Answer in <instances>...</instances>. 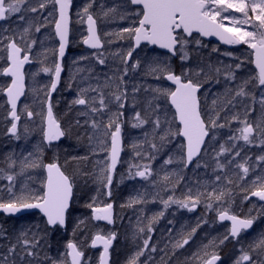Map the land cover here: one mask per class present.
Listing matches in <instances>:
<instances>
[{"label":"snow or ice","instance_id":"1","mask_svg":"<svg viewBox=\"0 0 264 264\" xmlns=\"http://www.w3.org/2000/svg\"><path fill=\"white\" fill-rule=\"evenodd\" d=\"M72 2L73 0H38L37 6H32L30 0H0V21L11 19L15 14H19V20H25L24 13H36L38 10L45 9L48 3L58 6L54 9L58 11V19L55 20V35L59 38L58 54L62 58L68 44L69 10ZM93 3L94 0H91L83 8V15L86 16L88 24V36L83 42L92 49H101L104 45L97 31V20L90 12ZM121 8L120 19H128L130 25L122 28L121 32L116 35L124 38L126 33L127 38L134 43L129 46L126 53L117 52L115 54L120 57L124 65L122 69L117 70L120 75L116 76L118 81L116 89L106 95L99 85L81 87L69 106V110L73 106H84V110L80 111L78 115L89 118L83 124L79 119H76L74 123L77 127L88 125L92 129L91 134L88 135L89 144L91 146L92 141L96 140L99 145V147H92V154L95 155L98 151L107 153L103 161H97L101 166L99 171L94 174V182L97 184L96 194L84 205L91 210V216L78 219L73 229L74 233L77 230H86L90 221H103L108 225L115 223L114 205L108 201L111 200L113 194L114 174L120 161L124 123L122 118L125 116L124 109L128 103V90L126 87L122 88L121 85L126 83L124 78L130 71L134 72L140 67L139 59H135L131 64L129 61L133 60V53L142 43L166 50L163 59L153 58V61L147 65L145 74L152 75L157 80L169 81L175 87L173 89L161 85L151 88L150 91L154 95L148 101L144 115L140 111H135L136 104L133 101L134 115L132 119L135 122L132 123V127L142 128L151 123L153 138L158 137L161 143L158 146L155 142L150 141L149 145L157 152L164 147L165 143L170 142L171 137L181 136L184 138L186 141V144L182 145V148L185 149L184 153L175 161L169 156L165 160V164L176 163L181 170L186 169L202 153L209 155V149H211L215 165L213 171L218 173L215 175V181L219 182L222 179L219 173L224 172L226 167L234 162L235 157L240 156L238 150L233 153L235 144L226 147L225 144L217 142V130L225 127L230 128L232 122H237L242 126L234 130V134L228 137L229 141L242 140L246 145H251L259 138V144L264 146V0H124ZM115 12H117V8H109L103 12V16L107 17L109 13ZM236 13L240 15H234ZM49 15L52 13L49 12ZM77 15L81 14L78 12ZM225 21H228V24ZM31 27L32 24L29 22V26L25 27L23 32L27 34ZM35 31L39 32L40 26H37ZM194 33L199 34V37L215 36L227 45L245 44L255 54L254 63L258 69L256 76L233 84L232 82L237 80L236 73L232 70L233 66H227L228 71L224 73V91L213 97L211 107L207 104L208 93H204L205 103L202 108L201 89L207 83L220 84L221 69L214 67L211 63H204L200 58H197L195 66L189 63L193 60L194 55L198 56V48L202 44V41ZM105 35L111 34L105 33ZM20 39H23V36ZM35 43L36 41L33 40L32 45ZM32 45L21 47L15 38H10L6 45L8 66L2 69V74L10 76L11 83L6 88L0 87V92L6 95V102L9 106L6 119L10 120V127L7 128V134L16 139H20L19 122L21 121V114L18 113V101L25 94L24 65L30 62L28 53H30ZM193 45L196 47H190ZM216 50L213 49V51ZM22 53L24 54L22 55ZM225 55L231 56L232 53H225ZM96 58L100 65L106 63L103 53L98 54ZM172 58L179 62V71L173 66ZM241 66L242 62L235 64L234 68L240 69ZM41 71L51 73L53 76L45 97L41 101L46 105V114L43 111L28 110L27 105L24 106V112L28 120H32L34 116L41 117L40 130L43 147L37 149L38 155L29 152L20 159L18 171H13L17 167V160L11 156L6 158L7 169L0 168V179H6L8 183L6 186L0 187V192L6 191L8 199L5 201L0 196V212L14 216L22 210H38L44 217V227L42 234L40 231L33 232L31 228L21 231L16 237V242L10 243L5 252H0V264H89L91 258H85L83 248L72 240H69L64 246L65 252L56 258H53L46 250L52 246L48 243L47 237L59 229L67 227L73 202L74 179L62 170V166L58 162V153L55 151L59 147L55 142L60 141L71 131V127L67 131L61 127L53 112L52 93L57 90L60 82L62 66L56 62L53 67H43ZM250 85L252 88L259 89L258 99L256 93L249 90ZM104 87H108V84L105 83ZM139 91V87H133V96ZM90 93H96V95H90ZM161 100L165 103L162 104ZM112 104H115L114 111L110 108ZM168 104L175 110L172 121L168 119L166 110ZM257 104L260 115L255 121L250 122L248 117L256 111ZM237 108L243 110V119L240 118L238 112L233 111ZM105 112H111V114L108 116L107 122L103 123L97 117H102ZM161 112H163V120ZM173 121L179 122V127L175 130L171 126ZM164 125L167 127H163ZM24 132H28L27 126L24 127ZM144 134L148 135L147 132ZM213 142L218 143V148ZM44 147L54 150L51 162L44 163L43 161ZM136 147L133 145L134 149ZM136 155L140 156L141 154L137 151ZM73 159H87V157H73ZM148 159H155V155H149ZM257 160L264 162V155H259ZM247 164V159L243 163H236V168L240 170L237 180L245 181L247 179L250 172V167L246 166ZM201 166L208 167L207 164L201 165L200 161L196 160V167ZM134 167L137 170L135 173L130 170L129 178L139 177L148 180L153 176L150 164L144 165L143 170L140 165ZM37 169H42L46 173L43 179L29 174ZM172 175L177 176V183L183 178L179 172H172L166 173L162 178L163 181L168 182ZM19 177H26V180L17 190L16 185ZM224 179L228 184L233 183L227 176H224ZM29 181L33 184L38 181L40 188L31 187ZM249 183L251 190L244 189L246 192L244 199L250 200L251 197H256L258 201L264 202V168H262L261 174L256 175ZM226 195H230V190L218 192L216 188H213L209 192L198 193L194 196L189 189L183 199H175L169 195L167 199L161 198V203L165 210L172 204H176L181 208L193 211L201 203L203 196L207 201L206 209L211 210L213 202H222ZM101 197H107L108 200H103ZM139 203H146V200L137 196L131 198L127 206ZM253 208H256L255 204H253ZM251 212L252 209H249V214L241 217L231 214L227 208L217 211L219 221H228L230 226L226 228L218 242L214 240L210 244H215L218 248L226 241H235L240 245L239 255L234 259L233 264H264V231L256 234L246 245L242 243V234L252 229L254 222L264 216V204L260 205L256 215H251ZM163 216L164 211H160L150 218L147 225L138 226L137 231L152 233L154 222ZM204 222L206 223V221ZM35 227L39 229L40 226L36 225ZM199 227L200 223L198 222L186 236L177 240L173 244L171 255L174 256L175 250L188 245ZM0 235H3L2 227H0ZM87 238L86 235L85 239ZM117 239L118 235L115 231L110 230L104 233L100 230L91 236V243L87 246L91 248L102 246L99 264H109L110 250ZM150 240L151 235H148L143 240L142 247L129 258L127 264H138L139 258L144 255L145 250L150 253L157 251L154 245L149 246ZM41 241H44V244ZM208 246H204L203 255L199 252L193 254L196 264H218V262L222 264L220 254L217 251L208 252L206 250ZM149 259L152 257L149 256Z\"/></svg>","mask_w":264,"mask_h":264},{"label":"trees","instance_id":"2","mask_svg":"<svg viewBox=\"0 0 264 264\" xmlns=\"http://www.w3.org/2000/svg\"><path fill=\"white\" fill-rule=\"evenodd\" d=\"M37 2L38 0H30L32 6H37ZM90 2L91 0L74 1L71 13L69 57L64 62V77L60 90L53 99L54 114L61 123V127L66 131L71 127L70 133L66 135L65 142L61 143L55 151L58 153V162L62 166V170L74 179V197L67 227L65 231L59 229V231L47 237L48 243L52 245L50 248L46 249L47 252L53 258H56L65 252L66 249L64 246L69 240H72L83 248L85 258H91L89 264H98L99 253L92 251L90 247L87 246L91 243V236L100 230L104 233L114 230L118 235V239L111 252L110 264H127L129 258L135 255L142 247L143 240L147 238L148 235H151L152 240L150 247L154 245L157 251L154 252V257L150 260L145 257L144 253V255L139 258L138 264H196L193 254L199 252L203 255L205 245H209L206 249L208 252L217 251L220 254L222 257V264H233L234 259L239 255L238 250L240 245L236 244L235 241H226L225 244L220 245L218 248L215 244H210V242L214 240L218 242V239L223 236L227 228V226H218L216 224L217 211L227 208L231 214L244 217L249 214V209H252L251 215L257 214L260 204L253 200H245L244 196L246 192L244 189L248 188L251 190L249 182L254 179L256 175L261 174L262 168H264V162L257 160L259 155H264V146L259 144V138L251 145H246L242 140L229 141L228 137L234 134L236 128L241 127L239 123L232 122L230 128L225 127L217 130V142L225 144L226 147L235 144L236 147L233 148V153L238 150L240 151V156L235 157L234 162L228 165L224 172L219 173L222 176L219 182L215 181V175L218 173L213 171L215 165L212 160L211 149H209V155L203 154L201 157L202 160H200L202 161L201 165L207 164L208 167L201 166L198 169L194 167L190 171H186L185 169L181 170L176 163L165 164V160H167L169 156L175 161L184 153V149L182 148L183 144L179 136L171 137L170 142L165 143L164 147L157 152L149 145L150 141L155 142L158 146L161 143L158 137L155 139L153 138L151 123L144 125L142 128L132 127V123L135 122L132 119L134 115V110L132 108L133 101H135L136 104L135 111H140L141 114L144 115L145 106L147 108L148 101L151 100L154 95L150 89L161 85L168 87L163 79L157 80L152 75L145 74L147 65L153 61L154 57H159L160 59L165 57L164 54L158 51H149L147 48H142L140 50V52L145 55L144 59L141 53H137L133 57L131 63H133L135 59H139L141 65L136 71H130L128 76L124 78L126 83L121 85L122 88L126 87L128 90V103L124 109L125 116L122 118L124 120L122 134L125 158L131 156L132 152H134L135 149L133 145L137 146L136 151L140 152L142 148L143 157L138 156L137 159L135 156H132V163L140 164L141 168L146 164H150L153 176L148 180L139 177L129 178V171L131 170L132 173L136 171L135 168H131L125 175L123 174V181L118 182L117 178L120 177L122 173L119 167L113 180V194L111 200L108 201L114 203L115 223L113 228L110 229L107 227L106 229L97 221H90L86 230H77L74 233L73 229L78 219L91 216V210L84 205L96 194L97 184L94 182V174L99 171L101 166L97 161H103L107 153L98 151L95 155L92 154V147H99L96 140L92 141L91 146L89 144L88 135L91 134L92 129L88 125L77 127L74 123L76 119H79L83 124L89 117L78 115V113L84 109V106H73L71 110H69L70 102L76 98L77 92L81 87H87L89 85L95 87L99 85L106 95L110 91L115 90L118 83L116 76L120 75V72L117 70L124 67L120 57L115 54L117 52L121 54L126 53L129 46L132 45V41L127 38L126 33L124 34V38H120L116 35L121 32L122 28L130 25L128 19H120L122 11L121 5H123L124 0H94L90 12L97 20L98 32L104 43V50L101 53H103L106 63L104 65L98 63L96 57L100 53H90L82 48V41L86 34L83 25L86 16L83 15V8ZM25 7H27V5H25ZM109 8H117V12L109 13L107 17L103 16V12L107 11ZM54 9V5L48 3L45 9L38 10L36 13H24L25 20H19L18 18L14 19L15 22L10 20L8 22L7 20L0 26V54L6 53V45L10 38H15L16 42L21 47L32 45V41H36V43L31 46L30 51L35 65L28 70L26 75L27 92L21 111L24 110L25 104L30 102V104L27 105L28 110L33 112H44V104H42L41 101L44 99L45 93L50 86V78L42 71L41 78L35 82L34 79L36 77L33 79V75H36L38 68L42 69L46 67L45 64L42 65V62L46 63L48 67H52L54 63H56L57 45L53 35V27L56 19V12ZM49 12H51L52 15H49ZM78 12L81 14L80 16L77 15ZM29 22H31L32 27L29 32L25 34L23 29L29 26ZM37 26H40L39 32L35 31ZM105 33H110L111 35L106 36ZM21 36H23V39H20ZM109 41H111V43H109ZM108 46L113 47V53L107 48ZM199 47L203 50L198 48V56L194 55L193 60L189 63L195 66L197 58H200L204 63H211L214 67H219L221 69L219 77L221 83H207L204 86V91L201 93L202 108L205 103L204 93H208L207 104L211 107V100L213 97L223 92L225 88V82L222 80V77L226 70L224 65L226 60H219L218 58V62L214 63V56L217 55L220 57L227 52L214 44L203 42ZM214 48L217 50L213 51ZM243 51L247 52L246 54L249 53L247 48L236 51L235 53ZM209 52H213L214 54L210 56ZM2 61L4 67L6 59ZM239 62L244 64L245 60L240 58ZM247 62L246 65H248L251 70L248 69L244 74H237V83L256 76L254 70H252V64H249L248 59ZM173 66L179 71V62L177 60H173ZM3 67L2 65L0 66V72ZM109 77H111V79H108ZM39 80L42 81V83H38ZM105 83L108 84V87H104ZM69 85H71V87H69ZM7 86L8 81L0 77V87L6 88ZM43 86H45L44 91L42 90ZM133 87L140 88V91L135 93V96H133L132 92ZM146 89L148 90L146 91ZM90 95H96V93H90ZM161 103L164 104L165 102L161 100ZM110 108L114 111L115 104L110 105ZM166 110L169 121H172L173 112L169 104ZM233 111L238 112L241 119L244 118V114L241 112L242 110L234 109ZM7 113L6 104L2 97V92H0V168L7 169L6 158L11 156L13 159L17 160V167L13 169V171H18L20 159L29 152L38 155L37 149L43 147V138L40 130L41 117H33L32 120L37 122L38 125L36 130L30 131L29 134H26L21 129V125L19 127L20 139H16L7 134V128L10 127V122L6 119ZM110 114L111 112H105L102 117H97V119L106 123ZM161 119H164L163 112H161ZM249 121L253 122L255 119H249ZM221 122H223V120H221ZM171 126L173 130L178 128L176 121H173ZM163 127H167V125ZM145 132L148 133L147 136H145ZM235 134L238 135V133ZM217 142L213 143H216L218 148ZM84 147H88V155L83 153ZM149 155H155V159H148ZM53 157L54 150L50 151L48 148L44 147V163L51 162ZM73 157H87V159H73ZM245 159L248 160L246 166L250 167V172L245 181H239L237 180V174L240 170L237 169L235 165L236 163H243ZM172 172H179L183 178L177 183V176L172 175L168 182L163 181V176L166 173ZM29 174L39 177V179L44 178L42 169L31 171ZM224 176L231 179L233 183L228 184ZM25 180L26 177L18 178L16 185L17 190H19L21 183ZM7 183L8 181L6 179H0V187L6 186ZM28 183L33 188H40L38 181L34 184L31 181ZM174 184L175 188L173 189ZM213 188H216L218 192L221 190L228 192L230 190V195H226L224 200L220 203L213 202V209L211 210L206 209L205 204L207 201L203 196L201 197V203L193 211L181 208L176 204H172L165 210L161 203V198L167 199L169 195H172L175 199H183L185 195L188 194L189 189H191L192 195L195 196L198 193L209 192ZM0 196L7 201L8 194L6 191L0 192ZM137 196L143 197L146 203H139L130 207L127 206L128 201ZM101 199L108 200L107 197H101ZM253 204L256 205V208H253ZM122 205L124 206L122 207ZM160 211H164V216L154 222V231L152 233H139L137 231L138 226L142 227L147 225L150 218ZM171 213L174 215H171ZM204 221H206V223ZM198 222L200 223V227L197 228L189 244L185 245L184 248L175 250L174 256L171 255L173 244L186 236ZM36 225L40 226L39 229L35 227ZM0 227L3 229V235H0V252H5L10 243L16 242V237L21 231L31 228L33 232L40 231L42 234L44 220L38 214H31L21 219H8L0 215ZM261 231H264V216H261L255 221V227L250 234L242 235V243L246 245L250 239ZM86 235L88 237L87 239H85ZM41 243L44 244V241H41ZM161 249H163V251H161ZM17 251L19 252L20 249L18 248Z\"/></svg>","mask_w":264,"mask_h":264},{"label":"water","instance_id":"3","mask_svg":"<svg viewBox=\"0 0 264 264\" xmlns=\"http://www.w3.org/2000/svg\"><path fill=\"white\" fill-rule=\"evenodd\" d=\"M74 1H75V0H73V2H72V6H71V8H70V10H69L70 23H69L68 44H67L66 49H65V55H64V57H62V58H60V57H59V54H58L59 38L55 35V23H54V27H53L54 36H55V39H56V42H57V46H58V47H57V54H56V62H58V63L61 64V66H62V72H61L60 82H59V84H58V86H57V90H56L54 93H52V102H53V98L55 97V95L57 94V92H58L59 89H60L61 80H62L63 75H64V67H63V66H64V62H65L66 58H67L68 55H69V49H70V33H71V13H72V8H73ZM54 6H55V5H54ZM56 7H58V6H55V8H56ZM56 19H58V11H56ZM5 22H6V20H5V21H0V26L3 25ZM84 27H85V33H86V37H85V39H86L87 36H88V24H87V18L84 19ZM97 31H98V27H97ZM98 34H99V32H98ZM194 35L197 36V37H199V34L194 33ZM199 38H200L202 41L209 42V43H214V44L219 45L220 47H222V48H224V49H227V50H237V49H241V48L243 47L242 44H237V45H227V44H224V43H222V42H221L217 37H215V36L199 37ZM83 41H84V40H83ZM101 41H102V40H101ZM102 43H103V42H102ZM133 43H134V42L132 41V44H133ZM103 45H104V44H103ZM143 47H147L149 50H156V51H159V52H161V53L166 54V50L160 49V48H158L157 46L146 45V44L142 43L141 46H140L139 48H137L136 51L133 53V56H134L137 52H139V50H140L141 48H143ZM82 48H83L84 50H86V51H89V52L95 53V52H101V51L103 50L104 46H103V48H101V49H92V48H90L88 45H86L84 42H82ZM250 52H251V54H252V67H253V70L255 71V73L257 74V73H258V69L256 68L255 63H254V61H255V54H254V51H253L252 49H250ZM23 54H24V53H22V55H23ZM173 59H175V58H173ZM29 60H30V62H29V63H26V64L24 65V74H26V70H27L29 67H32V66L34 65V62L32 61V58H31V55H30V54H29ZM6 61H7V60H6ZM129 63H130V61H129ZM7 66H8V61H7ZM7 66H6V67H7ZM1 77H2V78H5V79H7V80H9L10 83H11V77H10V76H5V75H3V74L1 73ZM52 78H53V76H52ZM164 82H165L169 87H172V88L174 89L175 86L172 85L171 82L166 81V80H164ZM10 83H9V84H10ZM203 90H204V88L201 89V93L203 92ZM26 92H27V87H26V75H25V94H24L23 96H21L20 100L18 101V110H19V107H20V105L22 104V102H23V100H24V98H25ZM201 93H200V94H201ZM3 97H4L5 101H7V97H6V95H5L4 93H3ZM6 105H7V102H6ZM7 107H8V109H9V106H8V105H7ZM169 107H170V109H171V110L173 111V113H174V111H175L174 108H172L170 104H169ZM53 112H54V110H53ZM45 114H46V105H45ZM54 115H55V114H54ZM9 121H10V120H9ZM19 123H20V122H19ZM176 124H177V126L179 127V122H178V121H176ZM179 138H180V140L183 142V144L185 145V144H186V141L184 140V138L181 137V136H179ZM63 139H64V138H62L60 141L55 142V143H57V144L59 145V144L62 142ZM184 151H185V149H184ZM122 152H123V141H122V151H121V153H120V161H119V163L117 164V169H118V167H119V165H120V162H121V160H122ZM201 156H202V154H201ZM201 156H200V157H201ZM200 157L195 158L194 161H193V163L190 164V165L186 168V170H190V169L196 164V160H199ZM117 169H116V172H117ZM115 174H116V173H115ZM115 174H114V176H115ZM45 176H46V173H45ZM250 200L257 201L259 204H264V202H260V201H258V199H257L256 197H251ZM70 209H71V208H70ZM31 214H38V215L41 216V218H43V220H44V217L42 216V214L39 213V211H38V210H35V209H31V210H27V209H26V210H22L21 212L16 213L14 216L6 215V214H3L2 212H0V215H1V216H4L5 218H9V219H21V218L26 217V216L31 215ZM99 222H100L101 224L107 226V227H112V226H113V225H108L106 222H103V221H99ZM216 222H217L219 225H227V226H230V222H228V221H224V222L219 221V219H218V215L216 216ZM254 226H255V222H254V224H253V228H252V229H249L247 233H243V234H249L250 232H252V230L254 229ZM65 229H66V228H65ZM65 229H60V230L65 231ZM243 234H242V235H243ZM114 245H115V242H114V244H113V247H114ZM90 248H91V247H90ZM91 249L94 250V251H100V253L102 252V246H98V247H96V248H91ZM112 249H113V248H112ZM112 249L110 250V253H111ZM110 258H111V255H110ZM220 263H221V262H218V264H220ZM98 264H99V263H98ZM109 264H110V261H109Z\"/></svg>","mask_w":264,"mask_h":264},{"label":"rangeland","instance_id":"4","mask_svg":"<svg viewBox=\"0 0 264 264\" xmlns=\"http://www.w3.org/2000/svg\"><path fill=\"white\" fill-rule=\"evenodd\" d=\"M234 15H236V16H239L240 14H238V13H236V14H234ZM18 16H19V14H15V15H13L12 17H11V19H8V22H9V20L10 21H14L15 22V20L14 19H16V18H18ZM225 23L226 24H228V21H225ZM10 24V23H9ZM55 39V38H54ZM56 41V40H55ZM203 42V41H202ZM203 43H205V42H203ZM43 44V43H42ZM208 44V43H207ZM49 45V44H48ZM56 45H57V43H56ZM244 46H245V48H247L248 49V46L247 45H245V44H243ZM49 47H50V45H49ZM190 47H196V46H190ZM107 48H109V50L110 51H112V53L114 52V49H113V47L112 46H108ZM199 49H201L200 47H199ZM47 50H48V48H47ZM201 50H203V49H201ZM56 51H57V49H56ZM204 51H206V50H204ZM249 52V51H248ZM139 53H141V52H139ZM247 52H237V53H232V55L231 56H229V55H225V54H222L220 57H218L217 55H215L214 56V63H217L218 62V58H219V60L220 59H223V60H226V63L224 64L225 65V67H226V70H225V72H227L228 71V68H227V66H233V71H235V73H236V75L237 74H244L245 73V71H247L248 69H249V66L248 65H246L248 62H247V59H248V61H249V64H251V54L250 53H248V54H246ZM142 55H143V59L145 58V55L143 54V53H141ZM214 53L213 52H209V55L210 56H212ZM6 57H7V54L5 53V54H0V66L2 65V67H3V65H4V63H3V61L2 60H4V59H6ZM115 57V56H114ZM237 58H239V59H237ZM240 58H242V59H244L245 60V62H244V64L242 63V66H241V68L240 69H235L234 68V66H235V64H237V63H241V62H239V60H240ZM43 64H45V66L46 67H48V65L46 64V63H43L42 62V65ZM115 65H116V61H115ZM54 66V65H53ZM52 66V67H53ZM6 67V64H5V66L3 67V68H5ZM249 70H251V68L249 69ZM252 70H253V68H252ZM1 72H2V70H1ZM1 72H0V74H1ZM41 73H42V71H41V69L40 68H38L37 69V73H36V75H33V79L35 80V82H37L38 81V79L39 78H41ZM45 74H47L48 75V77L50 78V80L52 79V74L51 73H45ZM63 77H64V75H63ZM62 80H63V78H62ZM62 80H61V83H62ZM222 80H224V76L222 77ZM43 82H44V80H43ZM38 83H42V81H40L39 80V82ZM233 84H235V83H237L236 81H234V82H232ZM44 88H45V86H43L42 87V90L44 91ZM249 90L250 91H254L255 93H256V96H257V99L259 98V95H260V92H259V89H255V88H252V87H250L249 86ZM28 104H30V102H28V103H26L25 105H28ZM83 107V106H82ZM256 111L255 112H253L248 118L249 119H255L256 120V118H258L259 117V115H260V111H259V105L257 104L256 106ZM24 109V108H23ZM145 109H146V106H145ZM237 109H240V108H237ZM84 110V109H83ZM83 110H81V111H83ZM240 110H242V109H240ZM24 111V110H23ZM44 112H45V107H44ZM242 112V114H244V112H243V110L241 111ZM240 112V113H241ZM26 115V114H25ZM37 125H38V123L37 122H29V123H23L22 124V130L24 131V127L25 126H27V128H28V132L26 133V134H29L30 133V131L32 132L33 130H36V128H37ZM242 126V125H241ZM24 134V133H23ZM131 143H134V142H131ZM143 149L141 148L140 149V157H143V151H142ZM136 148H135V150H134V152H132V155L131 156H127L125 159H124V161L122 162L121 161V165H120V170L122 171V173H121V176L120 177H118L117 178V180H118V182H122L123 181V179H121V177H123L124 175H125V173H127L131 168L133 169V168H135V170H137L136 169V167H133V166H135V165H140V164H138V163H132V156H135V158H137L138 159V156L136 155ZM202 160V159H201ZM200 163H202V161H200ZM196 167V166H195ZM143 168V167H142ZM141 168V170H143ZM196 169H198L197 167H196ZM135 173V172H134ZM124 174V175H123ZM120 184V183H119ZM112 229V228H111ZM114 231V230H113ZM151 242H152V240H150V242H149V246L151 245ZM154 252H149V251H147V250H145V257H147V258H149V256H151L152 258L154 257ZM148 260H150V259H148Z\"/></svg>","mask_w":264,"mask_h":264},{"label":"bare ground","instance_id":"5","mask_svg":"<svg viewBox=\"0 0 264 264\" xmlns=\"http://www.w3.org/2000/svg\"><path fill=\"white\" fill-rule=\"evenodd\" d=\"M70 34H71V33H70ZM103 50H104V48H103ZM103 50H102V51H103ZM102 51H101V52H102ZM101 52H95V53H101ZM53 99H54V98H53ZM52 103H53V102H52ZM44 107H45V105H44ZM26 122H27V123H29V122L31 123V122H34V121H33V120H25L24 122H21V124L19 123V125L21 126L23 123H26ZM60 124H61V123H60ZM65 139H66V136L64 137V139L62 140L61 143L65 142ZM122 141H123V134H122ZM61 143H60V144H61ZM60 144H59V145H60ZM48 150L51 151L52 149H48ZM51 153H52V152H51ZM83 153H84V154H87V155L89 154V149H88V147H84V149H83ZM124 153H125V152H124V143H123L122 160L125 158ZM112 203H113V202H112ZM113 204H114V203H113ZM114 211H115V210H114ZM171 215H174V214L171 213ZM114 219H115V216H114ZM216 224H217L218 226H227V225H219L218 223H216ZM227 227H228V226H227Z\"/></svg>","mask_w":264,"mask_h":264},{"label":"flooded vegetation","instance_id":"6","mask_svg":"<svg viewBox=\"0 0 264 264\" xmlns=\"http://www.w3.org/2000/svg\"><path fill=\"white\" fill-rule=\"evenodd\" d=\"M54 35V34H53ZM55 38V37H54ZM56 40V39H55ZM31 58H32V60H33V57L31 56ZM33 62H34V60H33ZM34 65H35V62H34ZM33 65V66H34ZM32 66V67H33ZM27 72H28V70H27ZM26 75H27V73H26ZM27 79V78H26ZM27 81V80H26ZM51 81V80H50ZM9 83H10V81L8 80V85H9ZM60 90V89H59ZM59 92V91H58ZM26 96V95H25ZM3 97V96H2ZM3 99H4V97H3ZM4 101H5V99H4ZM5 104H6V101H5ZM22 105H23V103L20 105V107H19V110H18V113L19 114H21V121H20V124H21V122H24L25 120H28L27 119V117H26V113L24 112V111H21V107H22ZM6 107H7V105H6ZM7 111H8V107H7ZM33 119V118H32ZM8 121H9V119H8ZM10 122V121H9ZM19 127H20V125H19ZM43 174H44V177H45V172L43 171ZM74 190V189H73ZM99 224L101 225V226H103V227H105L106 229H107V226H105V225H103V224H101L100 222H99ZM105 233H107V232H105ZM95 252H98L99 253V251H95Z\"/></svg>","mask_w":264,"mask_h":264}]
</instances>
